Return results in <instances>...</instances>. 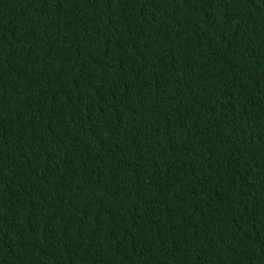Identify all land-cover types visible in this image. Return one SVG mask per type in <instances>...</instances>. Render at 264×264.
I'll return each instance as SVG.
<instances>
[{"label":"trees","instance_id":"16d2710c","mask_svg":"<svg viewBox=\"0 0 264 264\" xmlns=\"http://www.w3.org/2000/svg\"><path fill=\"white\" fill-rule=\"evenodd\" d=\"M0 264H264V0H0Z\"/></svg>","mask_w":264,"mask_h":264}]
</instances>
